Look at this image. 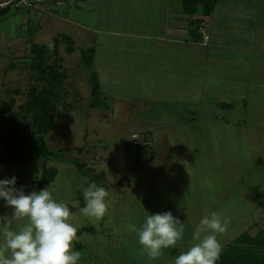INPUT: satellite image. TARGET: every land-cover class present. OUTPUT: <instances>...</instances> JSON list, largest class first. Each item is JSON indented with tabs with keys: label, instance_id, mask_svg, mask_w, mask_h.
I'll return each mask as SVG.
<instances>
[{
	"label": "rangeland",
	"instance_id": "rangeland-1",
	"mask_svg": "<svg viewBox=\"0 0 264 264\" xmlns=\"http://www.w3.org/2000/svg\"><path fill=\"white\" fill-rule=\"evenodd\" d=\"M130 1L135 4L138 0L102 1L98 19H91L92 27L102 33L109 30L125 33L137 28L141 31V26H130L127 17L133 14L131 11L147 14L152 10L145 4L136 8ZM110 3L112 6L108 9ZM38 31L30 46L49 45L69 36L76 42V49L68 54V43L61 42L62 66L60 58L50 55L42 73L37 69L41 64L30 54L25 39H19L25 34L9 44L0 36V131L4 129L10 134V129L18 128L19 132L38 136L33 125L34 111L22 110L20 114V109L29 100H47L57 108L56 128L44 137L52 158L1 167L0 179L15 176L16 187L24 186L28 194L36 191L33 188L44 171L58 170L57 178L48 187L55 199L69 205L72 212L69 222L78 229L73 250H83L80 253L84 256L78 264H174L175 256H169V250L178 248L179 242L174 248L163 249L156 259L142 254L137 233L129 225L140 228L148 213L171 211L185 224L181 243L191 239V246L200 220L212 212L228 219L226 231L218 234L222 251L245 233L254 237L264 232V209L261 199L253 193L256 190L264 195V115L223 111L225 116L218 120L222 122L210 124L207 121L214 117L215 111L209 108L210 117L204 126L190 123L189 117L196 118L191 114L193 106L188 109L179 106L180 102H173L171 90L158 85L157 72L151 73L150 78L145 77L157 89L150 91L147 102L157 105H141L143 101L121 94L137 92L130 88L124 90L120 82L125 77L130 78L128 85L133 84L137 78L133 72L139 69L140 59L133 62L128 39L103 35L90 38L89 33L79 31L62 16H45L44 27ZM104 43L111 50L105 54L99 47ZM92 46L96 50L93 72L107 89L101 85L90 96L94 84L90 82L89 86L90 72L81 64V54ZM55 64L57 81L61 80L58 83L52 82L54 77L49 71ZM146 72L143 69L142 74ZM112 84L115 88L111 90ZM166 85L170 86L171 82ZM105 90L112 93L111 99ZM26 114L29 117L24 120ZM138 147L142 149L141 156H138ZM82 148L87 151L81 155L77 150ZM99 176L102 177L100 185L109 193L108 211L96 221L80 212V197L83 189ZM4 205L0 198V216L11 215L13 209ZM87 227H92L97 234L86 231L78 234ZM78 244L79 250L75 248ZM102 248L106 249L105 255L99 252Z\"/></svg>",
	"mask_w": 264,
	"mask_h": 264
},
{
	"label": "crops",
	"instance_id": "crops-1",
	"mask_svg": "<svg viewBox=\"0 0 264 264\" xmlns=\"http://www.w3.org/2000/svg\"><path fill=\"white\" fill-rule=\"evenodd\" d=\"M102 1L105 0H26L30 6H13L4 16L0 15V36L4 43L9 44L12 39L16 40L25 34L19 39H25L30 54L33 55V48L48 46H30L31 40L39 33L38 30L44 27L45 16H62L68 23L79 28V31L89 33L90 38L92 35H103L129 40L132 46L130 57H133V62L136 58L140 59L137 62L139 69L133 72L137 77L133 84L128 85L130 78L125 77L120 82L124 90L130 88L137 92L121 94L143 101L141 105H157L153 101L147 102V98L151 97L150 91L157 89L151 85L152 81L145 78H150L151 73L157 72L160 76L158 85L164 90H171L173 102H180L179 106H187L188 109L193 106L191 114L196 115V118L192 120L189 117L190 123L204 126L206 119L210 117L209 108L215 111L214 117L207 121L210 124L222 122L218 120L223 119L225 113L230 111H241L248 116L264 115V0H212L209 13L204 6H199L194 15L184 13V0H138L135 4L130 1L136 8H142V4H145L152 11L148 9L150 12L147 14H140L141 10L131 11L133 14L127 17L130 26H141L142 29L125 33L110 30L102 33L94 25L92 27L91 19H98ZM111 6L112 3L108 9ZM72 41L73 47L68 44L69 47L66 48L68 54L74 53L76 49V42ZM61 42L64 44L65 41H60L59 44L60 61L63 60L60 54ZM91 42L95 44L94 40ZM94 47L82 50L81 54L83 58L84 52L94 51L91 67L85 66L81 59V64L90 72L89 86L90 82L93 83V76H96L93 72L96 60ZM99 47L104 54L110 50L106 43ZM68 49H72V52H68ZM145 59L150 60L146 62ZM62 64L63 62L60 67ZM81 64L79 68H82ZM143 69L147 71L144 74ZM170 82V86L166 85ZM96 84L98 88L102 85L97 76ZM114 86L115 84L111 85V90ZM106 87L103 84L101 88L107 89ZM90 89L91 96L92 88ZM180 91L185 93L179 95ZM103 92L112 98L111 92ZM129 105L132 106V103ZM227 106L230 108H226ZM245 121L248 122L247 119ZM190 240L182 243L178 241L180 245L175 251L186 252L191 247ZM173 250L170 249L169 253ZM178 255L175 253V257ZM169 256L174 258V255Z\"/></svg>",
	"mask_w": 264,
	"mask_h": 264
},
{
	"label": "clouds",
	"instance_id": "clouds-1",
	"mask_svg": "<svg viewBox=\"0 0 264 264\" xmlns=\"http://www.w3.org/2000/svg\"><path fill=\"white\" fill-rule=\"evenodd\" d=\"M48 48L51 51L54 45L49 43ZM16 183L15 176L0 179V198L13 209L11 215L0 216V264H78L81 253L73 250L78 229L69 222V205L56 200L48 186L26 194L24 186L17 188ZM108 195L104 187L90 183L83 189L85 206L80 212L101 220L108 211ZM227 226L228 219L219 213L205 215L195 229L193 245L175 257L174 264H216L222 252L218 234ZM129 227L137 233L142 254L151 259L174 248L185 231V224L171 211L148 213L140 228Z\"/></svg>",
	"mask_w": 264,
	"mask_h": 264
},
{
	"label": "trees",
	"instance_id": "trees-1",
	"mask_svg": "<svg viewBox=\"0 0 264 264\" xmlns=\"http://www.w3.org/2000/svg\"><path fill=\"white\" fill-rule=\"evenodd\" d=\"M211 1L212 0H184L183 11L187 15H194L197 12L199 6H204L206 12L209 13L211 10ZM7 10L3 11L0 15L4 16V14L7 13ZM63 40L67 42L70 47H73L74 42L70 37L63 36ZM52 44L54 45V48L51 51L49 50L48 46H44L42 48H33V55L41 64L37 69L42 71V73H44L43 68H46V65L49 64L48 57L50 55H53L54 57L59 56L58 48L60 41L56 40ZM67 51L72 52V49H68ZM93 54L94 51L92 50L83 53L82 61L85 66H92ZM49 71L54 77L52 81L53 83H58V81H61H57L58 72L56 64L51 65L49 67ZM92 82L94 84L92 87V95H95L98 92L96 76H93ZM32 94L35 95V91L32 92ZM40 100L42 102H40ZM47 106H49V108H47ZM226 108L230 107L227 106ZM22 110L34 111L35 116L33 118V125L38 132V136L32 137L28 133L19 132L18 128L10 129V131L12 130L10 134L4 129L3 131H0V168L8 165L29 163L35 159L50 160L52 158V153H50L48 150L44 137L50 132H53L56 128L54 114L57 112V108L52 106L47 100L39 98L38 100H29L28 103L21 107L20 114L22 113ZM28 117L29 115L26 114V118L24 120H27ZM16 118H18V115H16ZM136 149L138 151V156H141L142 149L140 147ZM77 151L82 155L87 151V149L82 148L78 149ZM79 166H81L82 170H86V166L84 164L79 163ZM58 174L59 172L57 169H47V171L42 173L37 187H34L33 189L40 191L41 189L51 185L57 178ZM101 179V176L94 177L93 181L97 186H102L100 185ZM102 187L105 188V186ZM253 193L259 201L261 199L260 205L264 209V195H260L256 190H253ZM80 201L81 207L83 208L85 206L83 195L80 197ZM83 230L84 231L81 230V232L78 234L85 231L91 232V234H97V232H95L92 227H87ZM75 248L79 250L80 245H76ZM99 252L105 255L106 249L102 248L99 250ZM175 253L177 254V251L173 250L169 254L175 256ZM83 257L84 256H82L81 259ZM83 261L86 260L83 259ZM216 264H264V232H260L254 237L249 233L243 234L235 241L234 245L227 247L221 252L220 258Z\"/></svg>",
	"mask_w": 264,
	"mask_h": 264
},
{
	"label": "built area",
	"instance_id": "built-area-1",
	"mask_svg": "<svg viewBox=\"0 0 264 264\" xmlns=\"http://www.w3.org/2000/svg\"><path fill=\"white\" fill-rule=\"evenodd\" d=\"M20 5L30 6L25 0H0V14L13 6L19 8Z\"/></svg>",
	"mask_w": 264,
	"mask_h": 264
}]
</instances>
